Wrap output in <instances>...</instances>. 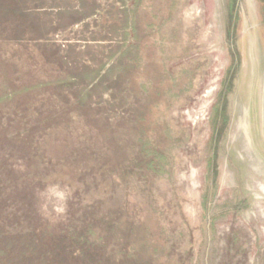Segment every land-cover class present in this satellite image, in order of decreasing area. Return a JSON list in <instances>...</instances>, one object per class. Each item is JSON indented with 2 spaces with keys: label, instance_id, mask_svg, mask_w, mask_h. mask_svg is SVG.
Listing matches in <instances>:
<instances>
[{
  "label": "rangeland",
  "instance_id": "374dc122",
  "mask_svg": "<svg viewBox=\"0 0 264 264\" xmlns=\"http://www.w3.org/2000/svg\"><path fill=\"white\" fill-rule=\"evenodd\" d=\"M0 264H264V0H0Z\"/></svg>",
  "mask_w": 264,
  "mask_h": 264
}]
</instances>
